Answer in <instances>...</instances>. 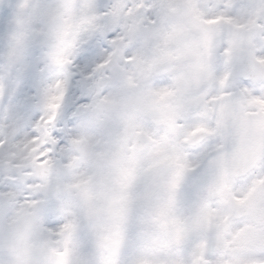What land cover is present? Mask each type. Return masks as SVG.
<instances>
[{
  "label": "clouds",
  "instance_id": "obj_1",
  "mask_svg": "<svg viewBox=\"0 0 264 264\" xmlns=\"http://www.w3.org/2000/svg\"><path fill=\"white\" fill-rule=\"evenodd\" d=\"M0 264H264V0H0Z\"/></svg>",
  "mask_w": 264,
  "mask_h": 264
}]
</instances>
